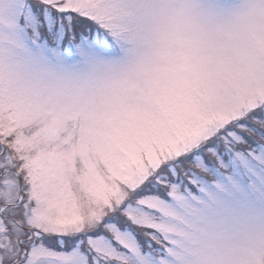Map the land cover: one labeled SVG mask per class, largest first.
<instances>
[{"label": "snow or ice", "instance_id": "6c2138e0", "mask_svg": "<svg viewBox=\"0 0 264 264\" xmlns=\"http://www.w3.org/2000/svg\"><path fill=\"white\" fill-rule=\"evenodd\" d=\"M0 264H264V0H0Z\"/></svg>", "mask_w": 264, "mask_h": 264}]
</instances>
